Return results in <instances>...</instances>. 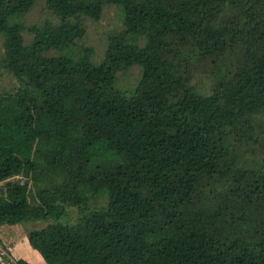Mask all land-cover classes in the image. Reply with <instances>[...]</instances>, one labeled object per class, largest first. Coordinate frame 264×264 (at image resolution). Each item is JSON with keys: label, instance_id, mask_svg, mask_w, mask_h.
<instances>
[{"label": "trees", "instance_id": "1", "mask_svg": "<svg viewBox=\"0 0 264 264\" xmlns=\"http://www.w3.org/2000/svg\"><path fill=\"white\" fill-rule=\"evenodd\" d=\"M36 1L0 0L2 249L42 221L46 264H264V0H43L58 21L25 26ZM105 5L123 27L94 63L76 41Z\"/></svg>", "mask_w": 264, "mask_h": 264}, {"label": "rangeland", "instance_id": "2", "mask_svg": "<svg viewBox=\"0 0 264 264\" xmlns=\"http://www.w3.org/2000/svg\"><path fill=\"white\" fill-rule=\"evenodd\" d=\"M50 21L56 23L58 20L52 15V13L45 7L43 0H38L32 6V8L24 15L22 21L25 26H30L33 24H41L44 21ZM122 12L121 10L114 5H105L101 17L98 21L92 19H85V36L76 41L77 47H90L93 50L92 61L94 63L99 62L102 57L106 47L107 36L111 32H118L122 29ZM22 36L25 42L31 39V35L24 31ZM3 53V36L0 35V59ZM210 59H199L194 62L193 69V78L192 83L197 87V89L205 94L209 93L210 85L212 82L213 76L216 75L218 67L210 62ZM140 67L131 66L126 69H121L116 73V86L120 89H132L138 78L140 77ZM18 87L17 80L8 72L3 70L0 66V92H14ZM69 217L73 219L75 217V209H69ZM68 220L66 217L59 219V222H64ZM52 222V220H50ZM49 221V222H50ZM54 222V221H53ZM46 223L42 221L34 222H23L14 226H11L10 229H13V235L16 238H20L15 244V250L13 254H23L26 253L27 256L25 259H29L32 264H46L42 256L34 250L28 243L26 234L32 229H38L44 226ZM2 238H6L8 233L3 232L1 234ZM10 237V236H9ZM13 238V236H12ZM0 255L1 257L7 258L6 250L2 249L0 246ZM17 256V255H16ZM22 256V255H21ZM23 258V257H22ZM10 264H13V261H10Z\"/></svg>", "mask_w": 264, "mask_h": 264}, {"label": "crops", "instance_id": "3", "mask_svg": "<svg viewBox=\"0 0 264 264\" xmlns=\"http://www.w3.org/2000/svg\"><path fill=\"white\" fill-rule=\"evenodd\" d=\"M0 231H1V227H0ZM10 235H12V233ZM19 239H20L19 237L15 239L14 235H13V238L10 237L9 240L3 239V241H4L3 244L7 245V249L8 250H6V253H7V258L6 259L2 258L1 255H0V264H10L11 260L13 261V260H16V259H19V258H22V257H23L22 259H25L27 256H29L26 253H23V254L16 253L15 255L13 254L12 251L15 250V244H16V242L19 241ZM25 260L30 262L29 259H25Z\"/></svg>", "mask_w": 264, "mask_h": 264}]
</instances>
